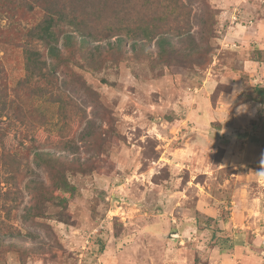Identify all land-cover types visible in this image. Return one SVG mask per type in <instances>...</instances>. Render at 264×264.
Wrapping results in <instances>:
<instances>
[{"label": "rangeland", "instance_id": "374dc122", "mask_svg": "<svg viewBox=\"0 0 264 264\" xmlns=\"http://www.w3.org/2000/svg\"><path fill=\"white\" fill-rule=\"evenodd\" d=\"M205 2L214 13V22L204 66L157 65L152 60L157 51L154 41L145 46L149 54L135 52L129 37L123 38L127 56L118 62H107L99 71L71 66L98 94L99 110L70 95L94 119L92 138L80 139L84 120L75 119L65 123L64 130L56 129L60 103L45 102L33 94L22 96L16 122L0 139V152L2 145L14 152L21 148L22 115L33 122L36 132L42 128L39 120L52 116L45 120L56 134L50 140H73L78 147L73 157L92 169L70 176L76 186L74 198L67 209L48 207L49 218L40 224L26 225L20 217L30 199L24 188L27 177L23 179L22 198L10 210L9 220L22 235L30 236L6 238L4 244L19 247L4 250L0 264H264V178L257 174L264 157V107H256L243 95L251 94L255 84L264 85V0ZM191 8L190 33L195 36V18L205 9L201 2L192 3ZM105 20L116 24L114 18ZM24 25L22 19L0 17L1 74L9 88L25 75ZM38 49L45 57L44 47L38 45ZM57 71L61 79L63 73ZM216 86H222L217 94ZM102 113L105 119L95 117ZM4 124L0 120V128ZM180 145L186 151L171 150ZM221 148L223 153L218 151ZM45 149L72 158L56 145ZM219 153L222 163L231 165L215 166ZM162 156L177 160H170L172 165L153 160ZM29 162L40 173L32 156ZM4 169L0 162L2 176ZM159 171L174 177L169 192L152 181ZM191 176H203L202 184L185 183ZM41 178L47 183L45 173L41 172ZM60 216L68 224L58 222ZM209 217L208 229L200 231L198 225ZM214 229L221 230L214 233L215 244ZM113 232H121L124 240L116 244V251Z\"/></svg>", "mask_w": 264, "mask_h": 264}, {"label": "trees", "instance_id": "16d2710c", "mask_svg": "<svg viewBox=\"0 0 264 264\" xmlns=\"http://www.w3.org/2000/svg\"><path fill=\"white\" fill-rule=\"evenodd\" d=\"M197 2L203 3L205 10L195 18L198 31L194 36L190 33L189 13L192 11L191 4ZM210 9L205 0H0V17L25 21L22 50L25 75L17 80L13 88H9L1 74L0 65V120H5L4 126L0 128V139L6 134L8 126L16 122L22 96L26 94L45 98V102L60 103L59 120L55 121V125H59L56 128L58 131L64 130L65 123L69 124V121L84 120L86 127L80 133V139L92 138L90 130L94 128V119L88 118L83 108L70 95L80 97L83 104L99 110L102 108L98 94L71 66L99 71L107 62L108 65L118 62L127 56L124 37L131 39L135 52L148 54L145 46L154 41L157 51L152 60L157 65L179 62L181 65L204 66L206 55H209L211 49L208 39L213 33L214 13ZM119 15L120 20H115ZM106 18H114L116 24L111 25L106 22ZM120 35L124 36L121 38ZM110 37L115 39L105 44L99 43ZM93 42L96 43L91 46ZM38 45L46 50L45 57ZM57 69H61L63 73L61 79L58 78ZM221 87L214 88L216 94ZM22 90L25 91L22 93ZM10 91L20 95L12 97ZM251 91V94L243 93L244 99L253 102L256 107H264V85L255 84ZM66 109L69 111L66 112ZM256 113L260 116L263 114L261 108H257ZM95 117L105 119L104 114H95ZM51 119L52 116L42 117L38 122L42 128L36 132L33 122L22 115L20 123L25 128L19 139L21 148L14 152L2 145L0 162L5 168V176L0 174V258L4 250L19 247L15 243L4 244L6 238L30 236L27 232L22 235L9 220L10 210L22 198L19 186L25 177L24 188L30 194V199L29 204L23 206L20 217L26 225L40 224V220L49 218L48 207L67 209L68 202L74 198L76 186L71 182L70 176L86 174L92 169L89 164L73 157L78 153L73 140L68 143L50 140V136L56 134L48 129L45 120ZM63 133L67 135L70 132ZM40 134L47 136L41 139ZM52 145L66 150L72 158L55 155L51 150L45 149ZM94 145L99 148L100 144ZM18 150L20 156L17 154ZM218 151L223 153L224 149ZM222 153L215 156V165L221 161ZM29 155L40 173L31 166ZM41 172L46 174L47 183L41 178ZM170 176L168 171L164 174L159 171L152 176V181L169 192L170 181L174 178L173 175ZM202 179L203 176H197L194 181L202 182ZM1 183L5 185L1 186ZM3 210L7 213L1 214ZM211 220V217L207 218L204 222L207 226L198 225V229L207 230ZM57 221L68 224V219L62 216ZM217 232L221 230H213L214 244V233ZM113 237L116 251V244L122 241L123 236L121 232H113ZM104 250L105 246L101 247L100 254Z\"/></svg>", "mask_w": 264, "mask_h": 264}, {"label": "crops", "instance_id": "0c3cea01", "mask_svg": "<svg viewBox=\"0 0 264 264\" xmlns=\"http://www.w3.org/2000/svg\"><path fill=\"white\" fill-rule=\"evenodd\" d=\"M235 18V17H234ZM231 28V26H228L227 28L228 29H230ZM233 30H235L234 28H232ZM224 38H225V40H229L231 37L230 36H228V34H227V30L225 31V34H224ZM234 45H236V47H239V45L237 44V43H235L234 42ZM167 146L169 145V144H166ZM182 145H180V146H175V147H173V149H171L172 151H174L175 153H178V150H180V151H186V149H184L183 147H181ZM223 148H225V147H223ZM173 152H170V154H172ZM183 160H187L188 158L186 157V158H182ZM153 160H167L168 161V163H170V165H172V162H170V160H177V159H170L169 157L168 158H165V157H157V158H155V159H153ZM156 162V161H155ZM157 164H160V162L159 163H157ZM162 165V164H161ZM163 165H165V164H163ZM177 165V164H176ZM215 165V164H214ZM229 165H231V164H229ZM228 164H226V163H222V161H220L219 162V164L218 165H215V166H218L219 168H226V167H228L229 166ZM244 167V166H243ZM170 168L172 169V166H170ZM195 177L196 176H191L188 180H186L185 181V183L187 182V181H194L195 180ZM194 183L195 184H202V182H198V181H194ZM230 222L228 221L227 222V224H229ZM178 233V232H177ZM172 235V234H171ZM122 241H124L123 239H122ZM182 243V242H181Z\"/></svg>", "mask_w": 264, "mask_h": 264}, {"label": "clouds", "instance_id": "9594fccd", "mask_svg": "<svg viewBox=\"0 0 264 264\" xmlns=\"http://www.w3.org/2000/svg\"><path fill=\"white\" fill-rule=\"evenodd\" d=\"M242 109H238L237 111H241ZM261 165H262V170L257 172V174L261 177L264 178V157L261 159Z\"/></svg>", "mask_w": 264, "mask_h": 264}]
</instances>
